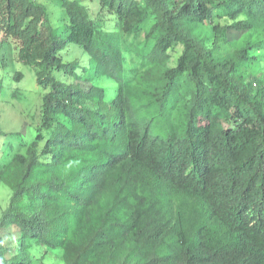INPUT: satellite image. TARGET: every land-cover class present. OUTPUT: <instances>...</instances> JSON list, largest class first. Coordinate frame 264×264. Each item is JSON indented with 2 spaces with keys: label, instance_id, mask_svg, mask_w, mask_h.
<instances>
[{
  "label": "trees",
  "instance_id": "16d2710c",
  "mask_svg": "<svg viewBox=\"0 0 264 264\" xmlns=\"http://www.w3.org/2000/svg\"><path fill=\"white\" fill-rule=\"evenodd\" d=\"M98 2L126 35L155 17L146 41L98 30L76 0L61 26L0 0V32L48 91L37 140L0 173V230L22 234L5 264H30L28 240L67 264H264V0ZM72 44L88 64L63 62Z\"/></svg>",
  "mask_w": 264,
  "mask_h": 264
},
{
  "label": "rangeland",
  "instance_id": "374dc122",
  "mask_svg": "<svg viewBox=\"0 0 264 264\" xmlns=\"http://www.w3.org/2000/svg\"><path fill=\"white\" fill-rule=\"evenodd\" d=\"M36 1L47 7L49 18L54 26H61L67 22L59 0ZM76 1L85 6L89 18L98 30L106 33L113 32L120 36L121 42L132 47L139 46L146 41L148 29L156 22L155 17H152L148 26L143 30L133 35H126L121 30L117 17L101 7L98 0ZM228 36L232 42H240L241 38L237 32L230 31ZM18 50V43L0 32V84H3V91L0 93V173L10 166L16 153H25L27 148L37 140L39 130L42 129L43 97L48 92L37 84V69L20 61ZM180 51L179 47L172 50L171 66L175 64ZM61 54L65 63L83 66L88 64L87 57L76 45L66 46ZM76 72L79 74L80 69ZM56 75L59 80L68 84L74 82L75 79L62 72ZM99 84L106 88L110 98L114 93L113 81L102 79ZM81 86L86 87L88 83H83ZM44 147L45 144L41 142L40 148ZM12 194V188L1 181L0 218L8 208ZM21 236L16 226H7L0 230V264L21 260V257H15L18 250L16 246ZM27 244L25 258L30 260V264H67L62 249L52 248L35 240H28Z\"/></svg>",
  "mask_w": 264,
  "mask_h": 264
}]
</instances>
